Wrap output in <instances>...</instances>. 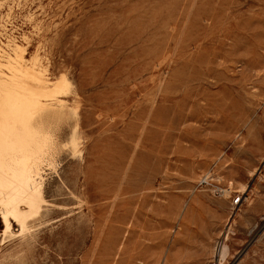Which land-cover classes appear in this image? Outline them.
Wrapping results in <instances>:
<instances>
[{
	"label": "rangeland",
	"instance_id": "374dc122",
	"mask_svg": "<svg viewBox=\"0 0 264 264\" xmlns=\"http://www.w3.org/2000/svg\"><path fill=\"white\" fill-rule=\"evenodd\" d=\"M0 17L67 75L53 125L81 136L44 173L67 212L18 256L0 215V264H264V0H0Z\"/></svg>",
	"mask_w": 264,
	"mask_h": 264
},
{
	"label": "bare ground",
	"instance_id": "6f19581e",
	"mask_svg": "<svg viewBox=\"0 0 264 264\" xmlns=\"http://www.w3.org/2000/svg\"><path fill=\"white\" fill-rule=\"evenodd\" d=\"M2 36L0 37V215L4 230L1 244L5 243L8 237L18 238V250L13 248L18 256L24 248L33 245V239L37 235L35 230L48 221L46 217L50 211L67 212L65 204L46 198L44 173L47 169L58 172L57 158L67 147L71 148L74 154H78L81 136L75 127L71 131L70 139L63 141L53 125L55 121L64 119L67 114L66 108L69 104L67 105V100L61 96L62 93L64 95L70 90L67 75L61 73L56 80H53L48 66L38 52L27 57L23 46L25 44L9 34ZM25 41L28 43L29 37H25ZM15 225L18 226L17 230ZM230 252V246L223 239L219 248L220 259L225 258Z\"/></svg>",
	"mask_w": 264,
	"mask_h": 264
},
{
	"label": "built area",
	"instance_id": "2783aa9c",
	"mask_svg": "<svg viewBox=\"0 0 264 264\" xmlns=\"http://www.w3.org/2000/svg\"><path fill=\"white\" fill-rule=\"evenodd\" d=\"M207 179V178H206ZM240 201V197H236L235 199H234V202L235 203H237V202H239Z\"/></svg>",
	"mask_w": 264,
	"mask_h": 264
}]
</instances>
